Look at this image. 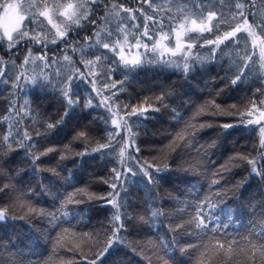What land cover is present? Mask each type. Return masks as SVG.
<instances>
[{"label":"trees","instance_id":"trees-1","mask_svg":"<svg viewBox=\"0 0 264 264\" xmlns=\"http://www.w3.org/2000/svg\"><path fill=\"white\" fill-rule=\"evenodd\" d=\"M156 2L160 4L164 3V0H156ZM256 2V11L259 13L264 7V0H256ZM111 3L123 4L133 10L141 7L140 0H109V6ZM202 3L205 9L215 7L223 11L225 17L229 16L227 0L224 4L221 0H202ZM143 7L147 8V5ZM136 15L141 21L143 20L138 11ZM249 19L251 20V17ZM119 23L120 21L113 19L108 27L115 30ZM225 27L227 26L221 25L222 30ZM85 35L95 39L91 26L80 31L81 45L85 43L83 40ZM191 35L194 38L197 36V34ZM205 35L214 38V35ZM240 35L245 38L241 41L240 48L244 49L247 41V51L251 53L253 49L246 34ZM201 43L203 40L196 42L192 55L208 59L203 63L193 61V70L187 74L171 67L145 63L131 72L127 79L120 72H116L112 77L115 81H124L123 85L118 83L117 89L113 91H117L121 106L130 105L126 111H130L131 106H139L141 103L160 108L158 112L150 111L147 119L141 118L138 127L132 123L137 121V117L131 118L130 125L136 133V144L140 148V153H136L133 149L130 151L133 157H139L140 162L148 161L159 166L167 164L169 170L161 175L158 187L153 188L151 194L143 183H139L140 177L136 178V184L129 185L132 198L129 207L131 215L139 220L140 216L146 215V210H149L150 206L161 209L165 215L157 217L151 229L147 225L134 227L129 224L127 231L121 233L123 243L114 245L109 253L97 261V264H165V262L167 264H201V262L257 264L259 261L258 253L255 261L248 260L253 250L243 238L249 236L250 231L260 232L264 229V181L255 175H249L251 168L245 161L240 159L230 161V158L236 157L238 153L250 157L257 155L259 127L239 126V116L227 114L232 105H236V109H232L234 113L237 110L245 111L256 89L264 88V76H259V53L256 49L254 59L257 61L255 65L257 72L247 73V78L233 86L231 79L234 78L237 69L232 62L239 60L234 51L235 45L231 42H228V47L221 45V50L217 51L213 59L210 51L212 46L200 47ZM93 51L95 50H88V52ZM100 51L105 50L100 49ZM135 51L133 49V52ZM5 52L6 49L0 48V58L5 66V76L0 77V80H9L7 84L0 83V142L3 141V136L8 134L10 125H14L17 119L14 113L11 114L10 120L4 119L9 116L10 103H15L19 108L28 101L30 111L20 125L21 135L27 130L33 139L40 141L36 146L37 155L48 147H55L57 151L41 156L40 161L37 162L41 171L34 172L30 161L25 159L24 151L18 147V144L13 145L11 152H8L7 145H4V152H8V155L4 156L3 168L0 169V187L9 185V188L0 192V208H8L9 211L8 218L0 221V264H17V262L18 264H90L98 252L107 245V235L110 234L109 220L113 212L110 206H105L104 201L101 200H93L81 205L69 204L70 215L61 219L59 226H56L57 222H49L50 217L29 215L28 208L24 205L25 201L30 200L35 208L50 213L59 208L63 197L78 188H86L95 196H104L111 191L103 181L109 179L114 166L120 167L117 158L120 146L114 145V152L105 150L108 154L103 157L100 153L91 152L99 144L108 143V129L115 131L110 120L106 129L104 121L100 119L101 116L109 113L104 107L85 109L88 92L96 97L94 103H99L101 97L92 92L90 84L78 82L80 83L79 106L75 107L65 118L64 123L46 138L37 137V132H45L46 121L55 122L64 116L65 105L57 102L58 92L51 85L42 88L39 84L27 83L22 79L21 88L13 90L12 81L16 75L24 71L20 65L23 63L26 49L21 46L20 53L11 59ZM69 54L73 56L76 67L86 71L84 63L80 62V55L72 54L71 51ZM60 55L62 56L63 53ZM109 55L111 56V53ZM148 55L152 54L148 53ZM84 59L94 60L95 55L86 54ZM26 67L25 76L31 77L40 73L39 68L33 71L34 66ZM58 71L67 76L72 75L73 69L70 65L66 68L62 66L58 69L54 66L50 70L45 69V73L53 82L59 79L56 75ZM41 83L47 82L41 79ZM99 87L103 90L102 84ZM121 88L122 90L118 91ZM13 91L15 95H11ZM161 93L167 94L163 102L164 106H160L156 100ZM104 95L108 93L104 92ZM259 98L264 99V97ZM212 99L220 104L223 112L213 114V111L208 110V102ZM201 108L204 111L197 116L196 113ZM124 111L121 110L120 114L124 115ZM200 122L211 125L200 130L196 137L199 145L205 146L206 154L205 152L197 154L194 148L184 146L176 147L173 151L175 145L171 142L186 124L198 125ZM223 123H233L238 126L224 130L220 127ZM84 126H87L89 140L85 142L74 140L76 132L82 130ZM11 130L15 132L14 127ZM124 135L125 133H121V136ZM213 142L215 147L207 148V145ZM178 143L183 145L182 141ZM85 148L90 154L78 156L77 153L83 152ZM61 155L67 158L61 161ZM130 163L135 165L136 160L133 159ZM226 164L230 169L228 171L221 167ZM53 168L59 175L53 174L51 171ZM69 171L71 179L70 182H66L65 178L69 176ZM213 173L218 175L214 177ZM214 178L219 179L220 183L212 184ZM12 187L19 191L13 193ZM29 189L36 195L25 196L23 200L16 199L17 195L28 193ZM44 189L47 191L45 192ZM216 192H220L221 196L216 197ZM206 198H210L211 203L216 205L215 208L204 205V212L210 225L208 233L198 232L194 226H190L174 237L171 228L191 219L195 214L194 206L205 201ZM84 199L87 200V197ZM20 216L25 218H14ZM147 216H150V211H147ZM213 228L217 230L215 233L212 232ZM64 229H68V232L65 233ZM83 233H88L89 237L85 240L76 238ZM160 238H164L169 244L167 251L163 249L157 251L149 243V241L158 243ZM174 238L180 240L179 245L172 243ZM215 239L234 240L238 247L228 255H225L224 251L218 252L214 248L204 247ZM259 241L260 237H254V242L259 243ZM142 248L144 251L141 250ZM181 248H185L186 251H181Z\"/></svg>","mask_w":264,"mask_h":264},{"label":"snow or ice","instance_id":"snow-or-ice-1","mask_svg":"<svg viewBox=\"0 0 264 264\" xmlns=\"http://www.w3.org/2000/svg\"><path fill=\"white\" fill-rule=\"evenodd\" d=\"M140 3L141 7L133 10L123 4L111 3L109 6V0H0V48L6 49L5 54L10 59L20 53L21 46L26 49L23 63L20 65V68L24 71L15 76L11 84L12 89H20L22 79L27 83L39 84L42 88L51 85L58 92L57 102L65 105L64 116L55 122L46 121L45 132H37V137L46 138L48 134L64 123L65 118L75 107L79 106L80 83L78 82L90 84L92 92L101 97L99 103H94L96 97L88 92L87 101L84 105L85 109L104 107L109 115L101 116L100 119L104 121L106 129H108L109 120L112 128L115 129V131L108 129V143L99 144L98 147L91 150L92 153H100L103 157L108 154L105 150L114 152V145L120 146L117 157L120 167L114 166L111 169L109 179L103 181L111 191L104 196H95L89 193L86 188H78L62 199L54 197L61 199V203L59 208L50 213L35 208L30 200L25 201L24 205L28 208L29 215L50 217L49 222H57L56 226H59L61 219H65L70 215L68 211L69 204L81 205L90 203L93 200H101L104 201L105 206H110L113 212L109 220L110 228L108 232L110 234L107 235V245L98 252L95 258L90 261V264H97V261H100L102 257L109 253L114 245L123 243L121 233L127 231L129 224L134 227L147 225L151 229L156 218L165 215L161 209L151 206L149 210H146V215L140 216L139 220L129 213L132 201L129 185L136 184V178L140 177L139 183H143L149 189V194H151L152 189L158 187L161 175L169 170V165L159 166L148 161L140 162L138 156L133 157L130 149L140 153V148L136 144V133L130 125L131 118L137 117V121L132 123L138 127V121L141 118L147 119L150 111L158 112L160 108L152 104L145 106V103H141L139 106H131V110L126 111L130 105L121 106L117 91H113V89H117L118 83L123 85L124 81L113 80V75L120 72L127 79L131 72L145 63L171 67L176 71H183L187 74L193 70V61L203 63L208 59L199 55L195 57L192 55L196 42L203 40V43L199 46H212L210 51L213 59L217 51L221 50V45L228 47V42L235 45L234 51L239 60H233L232 62L237 69L234 78L231 79L233 86L238 85L243 79L247 78V73L257 72L255 67L257 61L254 59L256 49L259 50V76H264V7L257 13L256 0H227L228 17H225L223 11L215 7L205 9L202 0H183V2L181 0H164V3L160 4L156 0H140ZM221 3L224 4L225 0H221ZM143 5H147V8H144ZM137 11L143 17L142 21L137 17ZM249 17H251V20ZM113 19L120 21L115 30L108 27L109 22ZM30 25H35V27H30ZM221 25L227 27L222 30ZM88 26L92 27L95 39L85 35L83 37L85 43L81 45L80 31L87 29ZM241 33L246 34L250 41L253 49L251 53L247 51V41H245L244 49L240 48L241 41L245 39L240 35ZM191 34H197V36L194 38ZM205 34L214 35V38H209ZM173 38L175 41L174 46H172ZM89 49L95 51L88 52ZM100 49L105 51L101 52ZM133 49L136 51L133 52ZM140 49H143V51H140ZM69 51L72 54L78 53L80 55V62L84 63L86 71H81L79 67H76L73 56L69 54ZM37 52L39 54H36ZM61 53H63L62 56ZM109 53H111V56ZM148 53L152 55L149 56ZM86 54L95 55V59H84ZM64 62H67V64H64ZM29 65L34 66L33 71L39 68L40 73L31 77L25 76L26 66ZM68 65L73 69L72 75L65 76L64 73L58 71L56 75L59 79L55 82L45 73V69L50 70L54 66L58 69L62 66L66 68ZM4 76V61L0 58V77ZM41 79L47 83H41ZM8 82V79L0 80V83L7 84ZM101 84L103 90L99 87ZM119 90H122V88ZM104 92H107L108 95H104ZM11 95H15V91ZM166 95L161 93L160 96L156 97L160 106H164L163 102ZM259 97H264V88L258 87L256 89L245 111L240 112L237 110L234 113L232 109H236V105H232L227 114L238 115L240 118L239 126L249 127L255 125L259 127L260 140L259 145L256 147L257 155L250 157L238 153L236 157L230 158V161L236 159L245 161L251 168L249 175H255L261 181H264V163H260V161H264V99ZM121 110H125L124 115L120 114ZM208 110L213 111V114L223 112L220 104L215 99L208 102ZM8 111L9 116L5 117V120H10L13 113L17 119L14 125H10L8 134L4 135L3 141L0 142V153L3 154L0 155V169L3 168L4 156L13 151L14 144H18V147L24 151L25 159L30 161L33 171H41L37 163L40 161L41 156L54 153L57 149L48 147L44 152L37 155L35 154L36 146L40 141L33 139L27 130L21 135L20 125L30 111L28 101H25L19 108L15 103H10ZM203 111V108L199 109L196 115L199 116ZM193 120H195V117H193ZM237 126L233 123L220 125L224 130ZM13 127L15 132L11 130ZM205 127H211V125L204 122H200L198 125L196 123L186 124L185 128L171 142L175 145L173 151L176 147L184 146L194 148L197 154L200 152L206 154L205 146L199 145V141L196 139L199 131ZM121 133H125V135L121 136ZM117 137H121V139L118 140ZM73 139L81 142L89 140L87 126L77 131ZM121 140L123 143H121ZM178 141H182L183 145ZM4 145H7L8 152H4ZM213 147H215V142L207 145V148ZM88 154L90 153L87 148L83 152L77 153L80 157ZM66 158V156L61 155L60 160ZM133 159L136 160L135 165L130 163ZM73 163H75V160H73ZM221 167L225 171L230 170L227 164ZM51 171L53 174L59 175L55 168ZM216 175L218 173H213L214 177ZM70 179L71 173L69 171V176L65 180L70 182ZM246 180L247 178L245 182ZM219 183V179L214 178L212 180V184ZM6 188H9V185L0 187V192H4ZM11 191L15 193L19 190L12 187ZM44 191L46 192L47 189H44ZM35 195L36 193L29 189L28 193H21L16 196V199L23 200L25 196ZM215 196L220 197L221 193L216 192ZM84 197H87V200ZM205 204L210 208L216 207L215 204L211 203L210 198L196 204L194 206L195 214L191 219L182 221L171 228L174 237L181 230H186L190 226H194L198 232L208 233L210 225L204 212ZM8 211V208H0V221H5L8 218ZM147 211H150V216H147ZM14 218L24 219L25 217ZM216 231L215 228L212 229L213 233ZM64 232L67 233L68 229H64ZM72 235L75 237V233ZM256 236L260 237L259 243L254 242ZM88 237V233H83L76 238L85 240ZM243 239L247 241L249 248L253 250V254L248 256V260L255 261L258 253L259 261L257 264H264V229L260 232L250 231V235ZM149 243L157 251L160 249L167 251L169 247L164 238H160L158 243L152 241H149ZM172 243L179 245L180 240L174 238ZM188 247H192V245H188ZM204 247L206 249L209 247L214 248L218 252L224 251L225 255H228L238 247V244L234 240L215 239L209 241ZM141 250L144 251L143 248ZM181 251H186V249L181 248ZM245 255H247L246 252Z\"/></svg>","mask_w":264,"mask_h":264},{"label":"rangeland","instance_id":"rangeland-1","mask_svg":"<svg viewBox=\"0 0 264 264\" xmlns=\"http://www.w3.org/2000/svg\"><path fill=\"white\" fill-rule=\"evenodd\" d=\"M174 43H175V41H174ZM172 46H174V44H173ZM257 51H258V53H259V50H258V49H257ZM257 115H258V113H257Z\"/></svg>","mask_w":264,"mask_h":264}]
</instances>
